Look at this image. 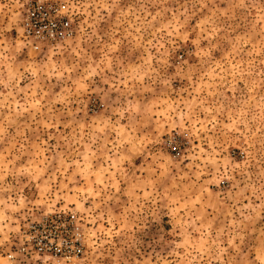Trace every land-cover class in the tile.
Segmentation results:
<instances>
[{
    "label": "rangeland",
    "instance_id": "1",
    "mask_svg": "<svg viewBox=\"0 0 264 264\" xmlns=\"http://www.w3.org/2000/svg\"><path fill=\"white\" fill-rule=\"evenodd\" d=\"M52 5L73 35L31 47ZM72 216L75 261L21 232ZM264 264V0H0V264Z\"/></svg>",
    "mask_w": 264,
    "mask_h": 264
},
{
    "label": "built area",
    "instance_id": "2",
    "mask_svg": "<svg viewBox=\"0 0 264 264\" xmlns=\"http://www.w3.org/2000/svg\"><path fill=\"white\" fill-rule=\"evenodd\" d=\"M21 37L31 47L55 48L72 38L69 19L62 16L52 5L34 3L25 12L20 24ZM72 216H52L32 223L22 230L21 245L17 252L24 258L39 260L75 261L81 252L77 229ZM11 264L13 256H6Z\"/></svg>",
    "mask_w": 264,
    "mask_h": 264
}]
</instances>
